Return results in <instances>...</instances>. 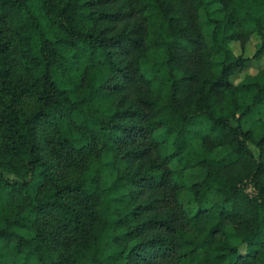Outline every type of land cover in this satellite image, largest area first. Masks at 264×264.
I'll use <instances>...</instances> for the list:
<instances>
[{"label":"trees","instance_id":"16d2710c","mask_svg":"<svg viewBox=\"0 0 264 264\" xmlns=\"http://www.w3.org/2000/svg\"><path fill=\"white\" fill-rule=\"evenodd\" d=\"M254 37L264 0H0V264H264Z\"/></svg>","mask_w":264,"mask_h":264},{"label":"rangeland","instance_id":"374dc122","mask_svg":"<svg viewBox=\"0 0 264 264\" xmlns=\"http://www.w3.org/2000/svg\"><path fill=\"white\" fill-rule=\"evenodd\" d=\"M260 45L261 40L258 37H254L246 47L245 52L242 53L239 44H234L235 53L237 55L243 54L245 58L249 59L246 69L237 73V75L234 77L235 84L243 80L246 75H255L259 70L264 68V56L259 60L253 58L258 46L260 47ZM259 121L264 123V107L255 108L252 113H250L242 120V126L244 130H249L256 122ZM171 168L173 170H179L180 166L176 161H174L171 165ZM247 191L248 193H252L254 192V189L251 186H248ZM181 201L188 214H194L196 205L193 202L192 194L188 191H184L181 196ZM227 233L230 238V242L233 245H237L240 243L241 238L236 233L235 227L233 225L228 226Z\"/></svg>","mask_w":264,"mask_h":264}]
</instances>
